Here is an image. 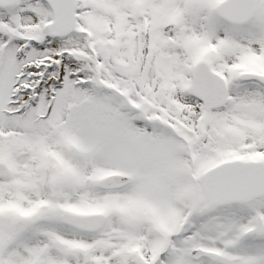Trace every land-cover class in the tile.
Listing matches in <instances>:
<instances>
[{
  "label": "snow or ice",
  "instance_id": "1",
  "mask_svg": "<svg viewBox=\"0 0 264 264\" xmlns=\"http://www.w3.org/2000/svg\"><path fill=\"white\" fill-rule=\"evenodd\" d=\"M0 264H264V0H0Z\"/></svg>",
  "mask_w": 264,
  "mask_h": 264
}]
</instances>
